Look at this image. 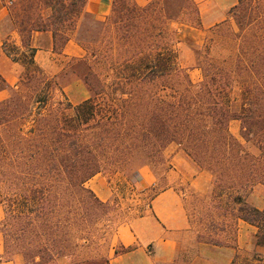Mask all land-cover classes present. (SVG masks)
I'll return each instance as SVG.
<instances>
[{"label": "trees", "instance_id": "trees-1", "mask_svg": "<svg viewBox=\"0 0 264 264\" xmlns=\"http://www.w3.org/2000/svg\"><path fill=\"white\" fill-rule=\"evenodd\" d=\"M12 4L22 43L13 48L24 49L26 62L7 41L3 50L27 72L16 87L0 74V92L10 91L0 101V263L20 255L25 264H54L91 242L109 204L87 183L105 171L139 179L143 167L167 163L172 145L211 175L210 198L235 206L233 216L255 227L264 247V208L248 201L264 187V0H238L202 45L186 41L198 82L180 59L182 27L202 24L196 0H112L105 20L88 0ZM37 32L52 33L55 51L72 39L83 48L84 57L71 58L72 75L87 100L73 104L38 66Z\"/></svg>", "mask_w": 264, "mask_h": 264}, {"label": "rangeland", "instance_id": "rangeland-1", "mask_svg": "<svg viewBox=\"0 0 264 264\" xmlns=\"http://www.w3.org/2000/svg\"><path fill=\"white\" fill-rule=\"evenodd\" d=\"M15 1L12 0V3ZM196 1L201 5L205 0ZM8 7L12 19V27L16 28L14 22L19 17V8H16L13 4H9ZM106 16L98 17L101 20H105ZM175 27H177L176 24H174ZM210 28L205 27L203 24L197 26V28L182 27L183 43L180 45V59L183 66L190 70V76L194 82L201 80L202 73L199 69L194 68L196 56L192 48L186 44V41L202 45ZM18 37L19 46H21L19 34ZM6 41L8 42V50L26 62L24 49L22 51H15L13 48L15 41L11 37ZM55 52L56 54L50 56L48 61H46L44 71L50 78H56L60 85L67 88L68 86L73 87L74 98H76L75 96L80 98L82 93L88 91L86 85L72 75V72L75 70L72 67L71 58L60 54V49H57ZM26 72L27 66L20 64L17 73V85H19L20 78ZM57 93L56 98L63 99L60 93ZM4 95L9 97L10 91H6ZM77 100L80 99H75V101ZM230 131L237 138H240L241 123L233 121L230 124ZM176 146L172 145L167 149L165 153L167 163L165 165L143 167L140 170L139 179H132L124 174L105 171L90 180L87 183L89 189L95 193L96 191L101 193V190L103 191L104 188L109 197L108 200L104 201L109 204L108 218L105 221H96L94 236L91 242L87 244L81 242L80 245L82 246L69 251L67 256L57 259L54 264H111L116 254L124 252L117 242V229L136 218L150 214L155 196L170 187L172 182L175 185H180L179 190L183 194L192 228L181 239L182 243L178 258L174 263L169 264H191L193 260L200 256L197 242L204 239H209L221 245L222 253L219 254V258L214 259L215 264H264V247L256 245L255 234L257 233V229H243L240 234L239 222L233 216L235 206L222 205L210 198L213 191L211 175L203 172L200 168L197 179L192 170H186L184 175H179L172 171L173 166L170 163L169 157L178 150ZM250 150L254 152L252 147ZM263 199L264 188L262 186L256 187L253 193L248 196V201L255 206ZM226 212H229V214H226ZM3 219L4 207L0 204V221ZM0 245L3 250V238L1 235ZM18 259L22 264H25L23 257L20 255L15 258V264Z\"/></svg>", "mask_w": 264, "mask_h": 264}, {"label": "crops", "instance_id": "crops-1", "mask_svg": "<svg viewBox=\"0 0 264 264\" xmlns=\"http://www.w3.org/2000/svg\"><path fill=\"white\" fill-rule=\"evenodd\" d=\"M135 1L139 5L145 6L152 0ZM111 3V0H88L87 10L98 16L109 15ZM237 3L238 0H205L199 5L202 24L210 28L225 21L229 11ZM9 4L12 5V0H0V74L10 86L16 87L20 64L12 61L3 50L4 42L10 39V37L14 39V44L20 45L18 32L12 27ZM31 44L37 49L35 56L36 63L45 70L46 61H48L50 56L56 54L52 33H35ZM60 54L70 58H82L85 52L72 39L62 49ZM64 90L73 104H79L90 97L89 91L82 93L80 98L77 96L74 98L73 87L68 86ZM5 92H0V101L8 98L4 95ZM75 99L80 100L75 101ZM176 147L178 150L169 157L170 163L173 166L172 171L176 174L184 175L186 170H192L197 179L200 173L199 167L184 151L180 150L178 146ZM179 186L172 182L170 187L155 196L150 214L136 218L117 229V242L124 252L116 254L111 264H169L176 261L182 243L181 239L192 228L185 200L182 192L179 190ZM96 193L103 201L109 198L104 188L103 191L101 190V193L99 191H96ZM257 207L260 209L264 208V199L258 203ZM238 227L240 234L243 229L251 228L256 230L255 227L243 221H239ZM197 243L199 245L200 256L193 260L191 264H215L214 259L219 258L222 248L220 246ZM0 251L3 253L1 245ZM15 258L10 262H1L0 264H15ZM16 264L22 263L18 259Z\"/></svg>", "mask_w": 264, "mask_h": 264}]
</instances>
